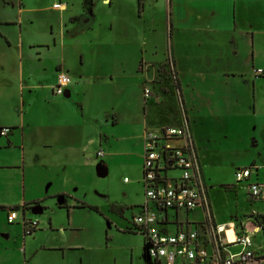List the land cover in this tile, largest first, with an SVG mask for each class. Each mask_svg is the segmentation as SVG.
Masks as SVG:
<instances>
[{
    "label": "rangeland",
    "instance_id": "374dc122",
    "mask_svg": "<svg viewBox=\"0 0 264 264\" xmlns=\"http://www.w3.org/2000/svg\"><path fill=\"white\" fill-rule=\"evenodd\" d=\"M58 1L23 0L24 8L0 0V118L12 123L26 116L27 121L40 124L50 119L53 124L63 121L84 126L82 156L70 159L76 162L62 168L53 180L46 179L45 171L30 157L25 175L15 169L0 171V197L10 193L6 185L18 180V175L21 182L26 181L29 196H46L47 189L49 194L60 193L55 198L49 195L41 213L27 212V219L41 221L36 240L23 237L22 209L17 211L20 218L13 226L1 215L0 264H24L21 249L39 250L35 256L28 253L29 264H82L84 249L87 264H153L145 236L134 223L146 202L142 140L147 130L181 125L187 110L171 57L166 0H148L149 22L138 20L139 0H113L112 8L107 0H62L70 7L65 12L54 9ZM59 2L57 5H61ZM92 2L95 15L89 11ZM73 12L81 17L78 23L69 19ZM177 47L182 50L184 45ZM223 49L231 51L232 46L217 50ZM237 50L242 56L239 53L233 60L228 57L225 64L222 59L210 63L203 56L209 53L198 47L195 59L182 55L186 66L208 62L212 67L240 64L245 69L253 68L254 64L245 63V58L253 56L250 42L237 45ZM256 60L255 70H264V39L258 44ZM59 65L76 82L69 97L53 93ZM180 77L191 78L185 72ZM145 89L151 90L148 101ZM260 89L264 98V78L260 79ZM21 90H25L24 97ZM185 95L187 102L195 99L191 90ZM23 102L25 108L19 113L17 108ZM117 118L119 125H114ZM6 140L0 137L1 142ZM253 141L248 144L225 135L218 141H207L205 147L200 145L201 158L206 162L204 174L210 179L212 207L220 224L230 222L232 213L245 218L253 210L264 211V204L250 206L245 187L237 186L234 180L235 170L254 158L264 167V141L261 139L259 145ZM258 146L262 157L255 154ZM100 152H104L103 157ZM62 192L66 194L63 201L59 197ZM190 217L194 223L203 219L200 213ZM185 218L182 212L181 219ZM67 227L69 230L63 232ZM131 228L138 233L129 232ZM11 231L15 232L13 236ZM50 245L53 247L44 249ZM62 248L64 251L59 250Z\"/></svg>",
    "mask_w": 264,
    "mask_h": 264
},
{
    "label": "crops",
    "instance_id": "0c3cea01",
    "mask_svg": "<svg viewBox=\"0 0 264 264\" xmlns=\"http://www.w3.org/2000/svg\"><path fill=\"white\" fill-rule=\"evenodd\" d=\"M61 1H58L61 4V8L54 9L62 12L68 11L70 8L68 4ZM108 1L112 8L113 0H107L106 2ZM155 1L157 3L159 2L158 0ZM8 3L9 5H20V7L25 8L23 0H8ZM166 3L169 11L166 17L167 34L169 39H171L173 51L171 57L178 71L180 79L179 87L183 95L184 107L187 108L184 119L187 117L191 120V127L193 128L199 149L198 153L204 173L206 162L205 158L204 160L201 158L200 152L201 146L205 147L207 141H218L225 137V135L235 137V139L237 138L247 143H250L254 139L253 143L258 145L261 139L264 141V98L260 89V79L264 78V75L257 77L254 68L257 62L258 44L260 40L264 39V0H166ZM147 4L148 0H139L138 20L149 22L150 5L147 6ZM89 6V11L92 15H95L96 10L93 2ZM90 18L93 19V17ZM69 19L72 23H78L81 17L73 12ZM52 29H54V26H52ZM246 42H250L253 56L250 55L248 59L245 58V63L246 65L254 64L253 68L249 67L245 69L239 63V65H234L232 68L223 67V64H220L222 67L219 65L212 67L208 62L203 66L197 63H191L189 66L184 64L185 57L182 54H187L192 59H195V47L209 53L203 56L210 59V63H212L213 59H222V62L225 64L227 59H229L228 57L233 60L239 56L241 51L237 50V45ZM179 44L184 45L182 50L181 47H177ZM224 45H231L232 50L227 51L223 49L221 52L217 50L218 48H222V46L224 47ZM56 69L58 73L59 71H65L63 65H59ZM183 69H186L184 72L191 76L190 79L185 80L182 77V81L180 74L182 76L184 75ZM73 84L67 88V97L73 94V91L70 90L75 86ZM82 86L78 87L79 91H81ZM28 90L32 92L31 88ZM189 90L195 93V99L187 102L185 94ZM23 92L22 97H24ZM78 96L79 93L77 94ZM75 100L77 99L75 98ZM79 105L83 108L80 102ZM31 106L29 105L30 108ZM23 107L25 108L24 102L21 107L17 108L19 113L22 112ZM113 116L117 117V115ZM184 119L179 126L183 125ZM51 121L47 119L44 124H40L36 120L27 121V117L22 116L20 119H15L12 120V123H10L11 121L8 123L7 120L0 118V128L8 127L12 129L6 142L0 141V171L15 169L17 170V174L20 172L21 175L23 172V175H25L28 161L31 159L32 163H35L41 170L45 171L47 174L46 179L53 180L54 177L59 176L58 174L61 173L62 168L67 169L70 165H73L76 160L71 161L70 159H76V157L78 159L79 156H82L81 142L84 140V126L77 123L67 124L63 121L53 124ZM114 125H119V119ZM19 144L22 145L20 148L18 147ZM258 147L255 154L262 157L260 153L261 147ZM28 157L30 158L28 159ZM249 166H257L259 168L254 173L252 180L264 182V167L258 164L256 158L250 164L243 167ZM240 168L242 167L237 168L235 173ZM103 173L105 174V171ZM20 175L17 176L18 180L11 181L14 183H7L8 185L6 186H9L11 189L10 193L7 192L6 196L0 197V217L2 215L8 218L10 210L14 207H20L23 210V219L24 217L27 218L28 211L38 212V209H40L39 212L41 213L46 200L50 198L49 195L51 193L49 194L48 189L45 194L46 196L42 194L39 196H29L27 183L24 180L21 182ZM204 178L210 193V179L207 180L205 174ZM234 180L237 186L243 185L245 187L247 202L250 206L264 204V201L252 200L248 188L249 182L238 183L235 178ZM228 186L233 185L222 184V187ZM59 194V192L57 194H51V198L58 197L57 195ZM59 197L63 201V199H66V194L63 193ZM17 198L19 200H14ZM238 198L239 195L236 193V200ZM211 211L213 224L216 227L224 228L228 232L229 241L232 242L228 243L227 254H236L241 250V247L233 245V242L238 236L243 234V227L247 232L255 233L253 239L256 247H264V235L262 232H256L257 229L252 220L253 217L263 216V210H253L245 214V218H241L239 214L232 213L230 222H222L221 224L217 221L216 212L212 207V201ZM242 212L245 213V209ZM192 213H200L203 219L195 221L196 223H194V220L192 221L190 217ZM184 214L186 218L181 219V213L177 214L174 211H169L167 213V223L160 226L162 232L175 234L180 230H194L205 222V215L201 209L184 212ZM19 218L20 216L18 214V219L14 223L9 224L12 226L15 225ZM32 220L36 219L32 218ZM21 223L22 234H24L23 221ZM40 224L41 221H39V226ZM51 225L53 227V220ZM70 227L72 226L70 225ZM68 230V227L63 228V232L65 233ZM40 232L41 229L38 228L31 235L32 239L36 240ZM14 233V231H11L10 234L13 236ZM23 237L25 238V235ZM44 247L45 250H48L53 245ZM16 249L18 247H15ZM59 250L64 251L63 248ZM21 251L25 257L24 264H29L26 260L28 253L33 256L39 253V250H31L29 252L26 249H21ZM259 253L261 257H264V253ZM63 254L66 256V252H63ZM81 254L84 256L82 258V264H87L86 249L82 250ZM260 261H264V258L250 264H258L257 262Z\"/></svg>",
    "mask_w": 264,
    "mask_h": 264
},
{
    "label": "built area",
    "instance_id": "2783aa9c",
    "mask_svg": "<svg viewBox=\"0 0 264 264\" xmlns=\"http://www.w3.org/2000/svg\"><path fill=\"white\" fill-rule=\"evenodd\" d=\"M55 8L60 9L61 5ZM255 73L257 77L262 76L264 70L259 69ZM72 83L69 74L59 71L57 84L53 88L54 95L66 94ZM144 97L147 101L151 98L150 89H145ZM11 132V128H0L2 137H8ZM143 144L146 202L141 206L142 213L134 218V223L145 236L147 253L153 264H250L264 258L259 253H264V247L258 248L254 243L255 233L247 232L244 227L243 234L233 242L241 250L236 254H227L228 243L232 242L224 228L213 224L209 188L189 118L186 117L179 127L147 130ZM99 156L103 157L104 152H100ZM257 170V166L242 167L236 171L235 179L238 183L249 182L253 201H264V182L252 180ZM197 209H201L205 215V222L198 228L180 230L175 234L162 232L160 226L167 223L169 211L179 214ZM258 217L252 220L256 232L264 235V225L258 224ZM17 219L18 212L11 210L9 223ZM23 224L25 236L33 235L39 228V221L26 217Z\"/></svg>",
    "mask_w": 264,
    "mask_h": 264
},
{
    "label": "trees",
    "instance_id": "16d2710c",
    "mask_svg": "<svg viewBox=\"0 0 264 264\" xmlns=\"http://www.w3.org/2000/svg\"><path fill=\"white\" fill-rule=\"evenodd\" d=\"M1 208V207H0ZM3 208V207H2ZM20 207H14V208H12L11 210H13V211H20ZM10 210V211H11ZM256 220H257V222H258V224H260L261 226H263L264 225V217H258V218H256ZM263 229H264V226H263ZM136 229L135 228H131V229H129L128 231L129 232H137L138 233V231H135ZM140 232V231H139Z\"/></svg>",
    "mask_w": 264,
    "mask_h": 264
},
{
    "label": "water",
    "instance_id": "95a60500",
    "mask_svg": "<svg viewBox=\"0 0 264 264\" xmlns=\"http://www.w3.org/2000/svg\"><path fill=\"white\" fill-rule=\"evenodd\" d=\"M38 208H39V207H38ZM38 210L40 211V209H38ZM39 211H38V212L36 211V213L39 214V213H40ZM41 212H42V211H41ZM149 258H150V257H149ZM150 259H151V258H150Z\"/></svg>",
    "mask_w": 264,
    "mask_h": 264
}]
</instances>
